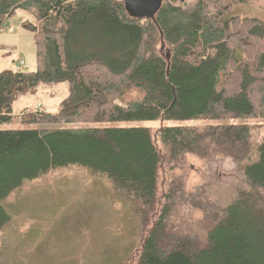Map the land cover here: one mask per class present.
Segmentation results:
<instances>
[{
	"label": "trees",
	"instance_id": "obj_1",
	"mask_svg": "<svg viewBox=\"0 0 264 264\" xmlns=\"http://www.w3.org/2000/svg\"><path fill=\"white\" fill-rule=\"evenodd\" d=\"M184 2L162 0L134 16L127 0H0V27L18 9L29 12L36 24L23 27L38 48L36 71L0 72V233L11 220L4 202L16 190L77 167L107 178L134 206L142 239L130 262L264 264V133L258 140L241 123L180 125L264 121V21L232 15L238 6L264 14V0H197L192 9ZM76 24H99L108 50L72 53ZM61 83L69 96L58 112L25 114V128H5L20 98ZM143 122L161 126H113ZM51 124L89 127L39 128ZM190 155L231 159L246 187L226 206L206 185L191 190ZM184 205L205 214L201 232L171 224Z\"/></svg>",
	"mask_w": 264,
	"mask_h": 264
},
{
	"label": "rangeland",
	"instance_id": "obj_2",
	"mask_svg": "<svg viewBox=\"0 0 264 264\" xmlns=\"http://www.w3.org/2000/svg\"><path fill=\"white\" fill-rule=\"evenodd\" d=\"M197 0H186L192 9ZM232 15L260 18L264 14L250 7L238 6ZM25 22L36 24L27 11L18 9L7 19L0 33V72L15 70L19 60L25 62L22 71H36L38 48L33 33L23 27ZM76 26L72 31V53L79 57L103 53L111 45L101 26ZM73 44L81 46L77 49ZM95 46L96 49L91 50ZM103 48V49H101ZM71 49V48H70ZM243 56V53H239ZM69 96L66 83L42 85L35 95L20 98L14 105L17 117L5 128H25L22 115L31 114L42 104L49 113H56ZM25 115V117H28ZM241 123L253 126L258 140L264 133V121L197 120L180 125L205 127ZM172 125H178L176 123ZM113 126H143L157 129L160 122L124 123ZM82 128L88 125L51 124L41 129ZM188 184L191 190L206 185L219 205H228L236 192L246 187L244 176L229 158L203 160L190 155ZM11 220L0 233V264H137L130 262L142 239L140 217L127 199L119 196L107 178L87 169L68 167L51 171L28 181L4 202ZM205 214L184 205L171 217V224H183L185 231L195 233L204 228Z\"/></svg>",
	"mask_w": 264,
	"mask_h": 264
},
{
	"label": "water",
	"instance_id": "obj_3",
	"mask_svg": "<svg viewBox=\"0 0 264 264\" xmlns=\"http://www.w3.org/2000/svg\"><path fill=\"white\" fill-rule=\"evenodd\" d=\"M162 0H127V8L134 16H145L153 12ZM185 0H182L184 2Z\"/></svg>",
	"mask_w": 264,
	"mask_h": 264
},
{
	"label": "built area",
	"instance_id": "obj_4",
	"mask_svg": "<svg viewBox=\"0 0 264 264\" xmlns=\"http://www.w3.org/2000/svg\"><path fill=\"white\" fill-rule=\"evenodd\" d=\"M4 25V24H3ZM1 26L0 27V33H4L5 29H4V26ZM25 62L23 60H19L17 66L15 67V70L16 71H22V68L25 66ZM32 113H38V112H41V113H44L46 112L43 108H42V104H38L34 110L31 111Z\"/></svg>",
	"mask_w": 264,
	"mask_h": 264
}]
</instances>
